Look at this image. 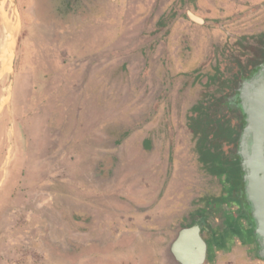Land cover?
<instances>
[{
	"label": "rangeland",
	"instance_id": "rangeland-1",
	"mask_svg": "<svg viewBox=\"0 0 264 264\" xmlns=\"http://www.w3.org/2000/svg\"><path fill=\"white\" fill-rule=\"evenodd\" d=\"M97 1L67 22L57 0L0 3V264H177L205 213L208 264H264L252 229L213 242L211 160L218 101L264 57V0Z\"/></svg>",
	"mask_w": 264,
	"mask_h": 264
},
{
	"label": "water",
	"instance_id": "water-1",
	"mask_svg": "<svg viewBox=\"0 0 264 264\" xmlns=\"http://www.w3.org/2000/svg\"><path fill=\"white\" fill-rule=\"evenodd\" d=\"M3 0H0V3ZM191 20L204 21L192 14ZM241 104L245 111V124L239 138L241 167L243 172L241 197L247 210L258 248H264V65L256 70L250 82L245 83ZM202 230L195 226L183 229L169 246L177 264H203L207 245ZM258 259L264 262V249L258 251Z\"/></svg>",
	"mask_w": 264,
	"mask_h": 264
},
{
	"label": "flooded vegetation",
	"instance_id": "flooded-vegetation-1",
	"mask_svg": "<svg viewBox=\"0 0 264 264\" xmlns=\"http://www.w3.org/2000/svg\"><path fill=\"white\" fill-rule=\"evenodd\" d=\"M264 65V57L261 58L256 64L248 69L247 71L241 70V74H239L236 79V86L232 91V94H228L224 96L221 101H218L219 109L217 115L219 114V118L223 119L218 122L220 126L224 125L225 119L230 120V128L233 131V140L235 143L229 142L228 138L225 139L222 146H213L212 149L215 152L214 158L211 160L213 163V171L219 173L221 175V179L223 180V184L225 185L224 195L222 200V205L226 211V216L222 217L219 224V230L214 229V237L213 242L217 243L218 241L227 239H245L246 235L239 231V228H236L237 220L243 222L244 226L248 228V230L252 229V224L250 219L247 216L246 211L242 208L241 203L238 201V197H243L242 191V167H241V156L240 151L241 148L239 146V138L241 136L242 130L245 124V111L242 108L241 104V93H235L237 89L243 90L246 82H250V80L256 74V68L258 66ZM229 117V118H227ZM225 118V119H224ZM208 157L210 155L211 149H207ZM246 209L250 210V207L246 205ZM230 212V213H229ZM201 224V221L195 219L187 225L185 229L192 228ZM221 224V225H220ZM180 233V232H179ZM234 234V235H233ZM209 242L207 241V245ZM264 248H259L258 251ZM211 255V247L208 245L207 255L203 264H208V258Z\"/></svg>",
	"mask_w": 264,
	"mask_h": 264
},
{
	"label": "trees",
	"instance_id": "trees-1",
	"mask_svg": "<svg viewBox=\"0 0 264 264\" xmlns=\"http://www.w3.org/2000/svg\"><path fill=\"white\" fill-rule=\"evenodd\" d=\"M63 1L64 0H57V2H60L61 4L60 3L56 4V7H54L50 12L53 13V15L55 14V15L61 16V14H62L63 15L62 21L67 22L71 18L70 17L71 15L76 14V13H80L78 11L86 13V11L88 10L87 6L90 4H92V5L96 4L97 0H85L86 1L85 4H83L80 0H65V2H63ZM260 67L261 66H258L256 68V70L259 69ZM232 137H233V131L231 129H229L228 135H227L228 141L235 143V140H233L234 137L233 138Z\"/></svg>",
	"mask_w": 264,
	"mask_h": 264
},
{
	"label": "crops",
	"instance_id": "crops-1",
	"mask_svg": "<svg viewBox=\"0 0 264 264\" xmlns=\"http://www.w3.org/2000/svg\"><path fill=\"white\" fill-rule=\"evenodd\" d=\"M98 2V1H97ZM190 185V184H189ZM191 188V187H190ZM189 188V189H190ZM205 191V190H204ZM205 198H209V196H205ZM211 201V202H210ZM210 201H207L206 200V204H207V202H208V204L207 205H212V202H216V200L215 199H211ZM238 201L241 203V205H242V208L244 209V212L246 211V213H247V210H246V206H245V204H244V202L242 201V199H241V197L239 196L238 197ZM163 202H164V200H162L161 201V204H163ZM210 202V203H209ZM160 204V205H161ZM191 205H192V202H191ZM219 205H221L222 206V212H221V214H220V216H222V217H225L226 216V211H225V209H224V206L222 205V203L220 202L219 203ZM230 213V212H229ZM247 216H248V214H247ZM199 219H197L198 221H201V224L200 225H198L197 227H199L201 230H202V234H201V236H202V238H203V240L205 241V239H204V237H203V232L204 231H206V232H209V225H208V227L207 226H205V225H202V224H210L211 223V220L213 219V218H210V215H208V214H204V215H202V214H199ZM215 217V216H214ZM217 217V216H216ZM207 218H210V219H207ZM185 228H187L186 226L185 227H182V226H180L179 227V231H182L183 229H185ZM236 228L238 229L239 228V231L241 232V233H243L244 235H246L247 233L245 232V226H244V224H243V222H239L238 220H237V224H236ZM163 230H169V231H172L173 230V227H165V228H163ZM234 235V234H233ZM213 237H214V235H212V239H213ZM224 240H228L227 238H224L223 239V241ZM232 240V239H231ZM205 243H206V245H207V241H205ZM209 245V244H208ZM208 245H207V249H208ZM215 245V244H214ZM212 255V254H211ZM210 255V256H211ZM210 259V257L208 258V260ZM211 260H209V262H210Z\"/></svg>",
	"mask_w": 264,
	"mask_h": 264
},
{
	"label": "bare ground",
	"instance_id": "bare-ground-1",
	"mask_svg": "<svg viewBox=\"0 0 264 264\" xmlns=\"http://www.w3.org/2000/svg\"><path fill=\"white\" fill-rule=\"evenodd\" d=\"M14 30V29H13Z\"/></svg>",
	"mask_w": 264,
	"mask_h": 264
}]
</instances>
